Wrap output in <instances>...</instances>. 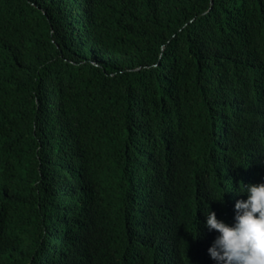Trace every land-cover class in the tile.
Instances as JSON below:
<instances>
[{"label": "trees", "instance_id": "1", "mask_svg": "<svg viewBox=\"0 0 264 264\" xmlns=\"http://www.w3.org/2000/svg\"><path fill=\"white\" fill-rule=\"evenodd\" d=\"M263 155L264 0H0V264H196Z\"/></svg>", "mask_w": 264, "mask_h": 264}, {"label": "clouds", "instance_id": "2", "mask_svg": "<svg viewBox=\"0 0 264 264\" xmlns=\"http://www.w3.org/2000/svg\"><path fill=\"white\" fill-rule=\"evenodd\" d=\"M246 178L241 172L240 181ZM255 181L240 186L238 182L234 193L227 185L229 223L217 218L214 206L207 205L202 217L196 213L197 230L191 241L202 258L198 261L194 254L196 264H264V174L259 183ZM223 194L214 200L222 201Z\"/></svg>", "mask_w": 264, "mask_h": 264}, {"label": "bare ground", "instance_id": "3", "mask_svg": "<svg viewBox=\"0 0 264 264\" xmlns=\"http://www.w3.org/2000/svg\"><path fill=\"white\" fill-rule=\"evenodd\" d=\"M169 55V54H168ZM163 59V58H162ZM158 137V136H157ZM158 146V145H157ZM177 151V150H176ZM223 162V161H222ZM148 164V163H147ZM101 167H102V165H101ZM173 173V172H172ZM154 176V175H153ZM155 177V176H154ZM96 185V184H95ZM98 186V185H97ZM153 190V189H152ZM141 195V194H140ZM157 198V197H156ZM89 203V202H88ZM161 204V203H160ZM172 205V204H171ZM94 242V241H93ZM92 242V243H93ZM80 248V247H79ZM74 253V252H73Z\"/></svg>", "mask_w": 264, "mask_h": 264}]
</instances>
